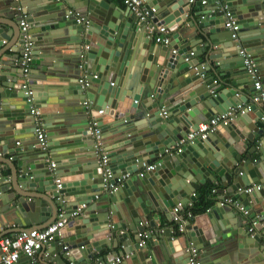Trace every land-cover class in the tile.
<instances>
[{
    "label": "water",
    "instance_id": "water-1",
    "mask_svg": "<svg viewBox=\"0 0 264 264\" xmlns=\"http://www.w3.org/2000/svg\"><path fill=\"white\" fill-rule=\"evenodd\" d=\"M144 1L155 8L150 22L139 21L131 11L127 16L114 7L99 6L94 0H0V43L7 36L18 33L22 45L19 22L23 12L31 14L27 20L29 35L37 36L41 31L61 28L64 36L70 38L66 41L73 43L67 68L45 69L43 80L46 81L38 83L39 86H29L23 80L26 74L23 77L21 54L17 62L20 71L3 70L0 81L7 83L0 90L2 148L6 149L18 135L21 129L16 128V123L27 116L34 125L32 136L35 138L36 122L30 113L27 89L33 91L31 96L35 107L48 108L52 103L49 101L53 97L51 91L69 83L67 91L72 90L69 93L79 95L80 101L88 98L90 116L96 118L102 132L113 125L114 138L105 149L113 173L110 182L128 173L116 190L102 194V168L98 165L87 122L86 126L70 123L68 130L66 127L62 132L70 134L75 126L78 130L74 131L82 134L79 140H89L85 142L86 153L73 154L72 148L68 149L71 152L67 155L61 153L62 149L59 153L46 152L47 148L43 150L34 145V139L32 145L24 148L25 151L13 160V177L21 190L13 186L9 192L6 185L0 186V225L31 226L51 217L54 221L61 209L65 212L67 224L60 233L66 231L67 238L56 235L49 243L51 254L57 253L56 243L59 242L61 249L64 245L79 249L80 257H72V260H78V264H84L86 260L88 264H106L126 254L129 256L125 260L115 264H190L185 251L187 245L184 244V248L175 246L173 240L167 239L170 236L167 229L161 233L163 239H157L155 244L150 239H156L157 233L149 234V244L139 245L138 232L156 229L161 215L170 220L174 206H178L183 214L188 202L197 199L193 195L195 189L209 180L223 186L215 189L220 192L216 195L219 202L202 214H192L185 223L189 230L187 238H191L194 245L200 244L198 249L211 252L204 261L200 258V264H264V249L260 248L263 238L251 236L247 222L241 225L244 230L241 236L232 231L234 227L230 230L227 227L230 219L238 217L242 222L245 216L237 215L231 204L220 203L226 190L232 199L250 208L248 218L258 214L264 219L263 106L253 104L251 111L237 113L227 126L218 125L205 139H194L180 152H165L198 123L247 101L249 96L247 93L248 96L234 97L238 88V81L234 79L228 82L220 79L222 86L226 87L216 90L210 79L204 78L206 65L199 64L196 58L191 59L196 55L193 46L188 42L179 44L178 36H185L187 31L182 24L189 17L192 25L196 23L207 45H215L218 33L224 31L225 14L229 11L239 23L240 31H251L240 34L237 42L229 33L220 39L225 47L234 49L231 55L239 58L233 63L243 60L239 55L240 48L252 49V56L260 59L259 39L262 36L258 32H264V0H208L205 5L198 0L199 11L190 15H187L192 10L189 0ZM195 15L201 16L198 19ZM78 17L82 18L81 22L77 21ZM163 24L173 32L169 35L170 43L153 49V33L148 34V30L165 26ZM139 33H144L142 41ZM86 45L88 47H84ZM207 57L209 62L219 58V70L227 74L223 66L225 61H221L220 55L211 52ZM80 63L82 69L78 67ZM256 68L264 87V72L259 65ZM81 70L87 74L88 86L82 87L78 82ZM63 71L66 72L59 74ZM93 73L96 77H92ZM253 80L249 75L241 81L248 83L245 88H249V93L253 92ZM232 96L234 98L228 100ZM42 103L45 105L41 106ZM162 108L166 109L167 116L161 115ZM43 115L40 112V125L41 119L46 120ZM104 119H110L109 123ZM138 119L140 121L135 123ZM44 130H50V125H44ZM46 134L52 136L50 132ZM69 141L67 138L62 145H69ZM247 142L254 144L244 152ZM254 153L258 155L256 160ZM53 160L57 166L50 167ZM15 161H19L17 166ZM151 162L160 164L140 175L143 165ZM56 178H61L59 188ZM251 186V191H244ZM82 203L88 211L83 209L71 219V212L80 208ZM218 250L224 254H218ZM59 252V264H66Z\"/></svg>",
    "mask_w": 264,
    "mask_h": 264
},
{
    "label": "crops",
    "instance_id": "crops-1",
    "mask_svg": "<svg viewBox=\"0 0 264 264\" xmlns=\"http://www.w3.org/2000/svg\"><path fill=\"white\" fill-rule=\"evenodd\" d=\"M197 1L198 0H194V2H192V3L190 2L192 10H189L187 12V15H190L191 13H196L199 11V8L196 4ZM95 2L98 3L99 6H103V7H107V8L114 7V9L117 10L118 12H120L121 14H124L127 16L130 14V11L128 10L127 6L124 4L123 0H94V3ZM23 15H26L27 20H28L29 16H31V14H29L28 12L21 13V16H23ZM200 16L201 15H195L194 17L199 19ZM163 25H165V27H166V24H163ZM182 26L184 27V29H187V31L184 32L185 36L184 35L178 36V38H180L179 44L183 43L182 45H184L188 42V43H190L191 46H193L192 50L194 53H196V55L192 56L191 59L196 58L198 60L199 64L206 65V72L204 74V78L210 79L209 82L211 84L215 85L216 90L220 89L221 87L222 88L226 87V86H222L220 79H224L227 82L230 81L231 79H234V80L238 81V83L236 84V86H238V88L236 87L237 94H235L234 97H242L243 95L248 96L250 94L249 88H245V87H247L246 85H248V83L245 84V83L241 82V81H243L249 77V75H247L248 73L246 71L243 60H239L238 64L233 63L234 60L239 59V58L233 57L231 55V53H233L234 49H232L230 47H225L224 42L220 41V39H222L223 37L225 38V36L230 31L223 27L224 31L218 33V35H217L218 40L215 43V45H213V44L207 45L206 40L203 38V36L198 31V29H197L198 27H197L196 23H195V25H192L189 17L184 21ZM178 27H180V25ZM31 29L32 28H30V30ZM138 31L141 32L142 30H138ZM143 32H144V30H143ZM250 32L251 31L244 32V31L239 30L238 40H239L240 34L244 35V34L250 33ZM39 33L40 34H38L37 36H32V33H31V38L33 39V45L31 48L32 49V51H31L32 60L29 64V69H28L26 76L23 75V77L25 76V78L23 80L29 86H31V84L34 86H39L38 83H40V82L43 83L46 81V80H43V77L45 74V69H47V70L48 69H54L53 67H55L56 69L64 70L65 67L67 68V65L69 63L67 61V58L72 53L71 47H72L73 43L71 41H66V39H70V38L64 36L63 30L61 28H54V29H50L48 31L45 30V31H43V32L41 31ZM151 33L152 32L150 30H148V34H151ZM172 33L173 32H169L167 30V35H172ZM17 34L13 35V36H7V38H4L0 43V70H1L0 75L3 72V70H6L5 68H8L10 70H15V69L19 70V71L21 70V69H19L17 62L19 61L18 59H20V54L22 52L23 46L20 44V39L17 38V36H19V35H17ZM143 34H140L138 36V37L141 36V41L143 40ZM229 35H230V33H229ZM258 35L262 36L259 39V41L261 42V45H260L261 53L258 55V57H260V59L255 58L254 54L252 57L255 59L257 65H259V68L261 70H263V72H264V32L263 33L258 32ZM156 36H157V34L153 32L152 37H151L153 49H158L159 47L164 46L163 44L158 43L155 40ZM238 40H236V42ZM83 45H82V47H83ZM65 46H66V48H65ZM246 49H248L252 55L253 50L249 49V48H246ZM211 52L217 53L218 55L221 56V61H225L223 66L225 69L224 71L227 74H224L222 72V70H219V64L217 63L219 58H214V59H212L211 62L208 61L207 56ZM15 57H17L16 60H14ZM260 63H261V65H260ZM132 64H134V63L132 62ZM75 70H76V68H75ZM64 72H66V71L59 72V74H63ZM83 73H85V71L81 70L79 72V77ZM220 73H223L224 75L221 76V75H219ZM66 74H68V72ZM233 74H236V75H233ZM231 75H233V76H231ZM9 77H10V75H9ZM49 82H58V81H49ZM4 83H7V82L0 81V90L4 88V86H3ZM68 85H69V83L65 84V86L63 88H59L58 90L51 91L53 94V97L50 98L49 101H52V103L48 108H44V107L38 108L39 111L42 112V114H45V115H43V119H46L45 121L41 119V125L40 126L44 129V125H50V130H44V131L52 133V136H47L48 146H47L46 152H54V153L58 152L59 153V151L62 149L63 151H61V153H65V155H67L68 152H71V151H68V149L72 148V150H74V151H72L73 154H78V153L85 154L86 153L85 142H89V140H86V141L79 140V137L82 134H81V132L74 131V129L78 130V129H76L75 126H72V128H71L72 130H71L70 134L62 132V131H65L66 127L68 130V128L70 127V123H74V125H79L80 123H82L83 126L84 125L86 126V124L88 125L89 120H90V118H89L90 113H87V111L83 105V101H80V96L77 94H74V93H69V92H72V90L67 91ZM247 93H248V95H247ZM234 97L233 96L228 97V100H231ZM85 100L88 101V98L86 97ZM0 101H1V98H0ZM44 105H45L44 103L41 104V106H44ZM163 109L164 108H162V110ZM28 117L29 116L25 117V119L22 122L16 123V128L18 127L21 130L17 136H14V139L12 140L11 143L8 144L6 149H3L2 144H0V171H1L0 186L6 185V187H8L9 192H12L13 186H15L18 190H21L20 186H18L16 184L15 177H13V170H14V168H13L14 167V161L13 160L18 155H21L23 153V151H25L24 148H28L29 146H31L32 143L34 142V139H35L32 136V134H33L32 130L34 129L33 128L34 125H32V123L27 120ZM103 121L105 123H109L110 119H104ZM136 121H140V119L135 120L134 122L136 123ZM27 123L29 125H27ZM54 126H56V128H54ZM112 126H110L108 128V131L102 132V144H103V147H105V149L109 147V144L112 143V139L114 138L112 136L113 135L112 130H111ZM61 128H63V129H61ZM72 131H74V132H72ZM67 138H70V141H69L70 144L67 145L68 147L62 145L66 142ZM74 139H75V141L72 142ZM253 144L254 143H252V142H247V146H246L244 152H246L247 149L252 147ZM257 144H258V141L255 143V145H257ZM4 150H5V152H3ZM253 155H254L253 156L254 160H256V158H258V155H256L255 153ZM67 160H69V159H67ZM51 163H55L57 166V163L55 160L50 162V167H51ZM15 164L17 166L19 164V161H15ZM59 179L61 181V178H59ZM260 185H262V184H260ZM220 188H223V186L219 182H212V181L207 180L199 188L195 189V195L197 197L199 196V194H201L200 192H202V193L207 192V190H209V192L212 193L211 194L212 197L210 200H208V203H207V205H205V207H202V205H198L199 206L198 208H200V209H198V210L192 209L193 215H198L200 213L202 214V212H205L206 210L210 209L212 206L216 205V203L219 202V199L216 197V195H219V193H220V192H217L216 190H219ZM212 189H216L215 190L216 192H213ZM224 194H225L224 196H228L231 198V196L227 193L226 190H224ZM95 200H97V199H95ZM59 205L62 206V204H59ZM192 205H193V202L191 203L189 201L187 204V207L190 209L192 207ZM233 210H234V212H236L237 215H239V216L242 215L234 206H233ZM59 211H61V209H59ZM59 211H58V213H59ZM84 211L85 212L88 211L87 206L84 208ZM249 211H250V208H249ZM255 215H256V217H260L261 223H264V219H262V216H260L258 214H255ZM57 217H58V214H57L56 218ZM71 219H72V217H71ZM188 219H189V217L185 218L184 222L186 223V221ZM51 220H53V217H51L46 222H40L39 221V223H37V224L32 223V224H30L31 226H27V225H23V226L21 225L20 226L18 224L14 225L11 223L8 225H5V226L0 225V236H3V235L14 236L16 233L20 232L23 229L42 228V227H45L46 225H48ZM230 221L231 222L228 224L227 227H229L230 230H232L231 227H234L232 231H237L238 236H241V234L244 233V230L241 228V225L245 224V222H247L249 224L248 216L245 217V219L242 222L238 221V217L230 219ZM173 222H174L173 220H171V219L168 220L165 216L161 215L159 217V220L157 221L156 225L158 227L156 229H154V230L146 229V230L150 231V233H152V235L157 233L156 239L153 237L150 239L152 244H155V241L157 239H159V240L163 239V237L161 236V233L164 232L165 229H167V231H169V233H170V236L167 237V239L169 241L173 240L175 246H177L178 248L179 247L184 248V244L187 245L190 242L191 238L188 239L186 236V234H187V232H189V230L187 229V231L185 233H179L177 231V224L174 225ZM68 233H73V231L68 232ZM60 235H61V237L67 238V236H66L67 232L66 231L61 232ZM176 238L178 240H176ZM164 241H166V239H164ZM146 242H147V244H149L148 239H146ZM198 245L200 246V244H197L195 246L198 248ZM155 247H158V245ZM241 247H242V245H241ZM260 248L264 249V239H261V241H260ZM50 249L51 248H50L49 244L45 245L42 249H40V251L36 254L34 264H59L61 261L58 259V255H57L58 251H60L59 255H61L63 260L66 262V264H78L77 259L72 260L73 255L80 257L81 253H80L78 248H74V249L69 248L70 253H69V255H67L65 253V251L63 249H61L60 243L57 242L56 243V250H55L57 253L51 254ZM198 250H199V259L202 258L203 261L205 260L206 257H208L211 254L210 251L204 252L201 249H198ZM241 250H243L244 252L248 251V250H244V249H241ZM52 251H54V250H52ZM256 252H259V251H256ZM220 253L224 254V252L222 253V250L221 251L218 250V254H220ZM231 253H233L236 256L235 252H231ZM203 254H205L206 256H202ZM216 254H217V252L214 253V256ZM123 256L119 255V257H123ZM81 259H83V258H81ZM81 259L79 261H81ZM123 260H125V257L121 261H123ZM88 262L89 261L86 260V262L84 264H88ZM13 264H32V263H31L30 259H28L27 257L21 256L19 258V260Z\"/></svg>",
    "mask_w": 264,
    "mask_h": 264
},
{
    "label": "built area",
    "instance_id": "built-area-1",
    "mask_svg": "<svg viewBox=\"0 0 264 264\" xmlns=\"http://www.w3.org/2000/svg\"><path fill=\"white\" fill-rule=\"evenodd\" d=\"M191 3L194 0H189ZM208 0H200L201 4H206ZM124 4L127 6L128 10L131 11L135 17L139 21L150 22V19L153 18L155 8L153 6H149L145 3L144 0H123ZM223 8H226V5H223ZM73 12L72 10L70 11ZM226 20L224 22V28L228 29L230 32V37L233 40H238V31L240 28L239 23L233 18L229 11H226ZM82 18L78 17L77 21L81 22ZM21 34H22V52H21V63L23 65L24 75L27 74L29 69V64L32 60V45L33 40L31 35L28 34L29 24L26 19V15H23L19 22ZM149 30L153 33H156L157 36L155 40L158 43L163 45H168L170 43V36L167 35V29L165 26H157L154 28H149ZM84 47H88L87 45ZM175 52V50H172ZM192 54V51L190 52ZM239 55L243 58V63L245 65L246 71L249 75H251L254 80L252 83L253 92H251L248 96L247 101H241L237 103L235 106H231L227 108L222 113H217L209 119H206L197 124L196 128L190 129L183 137H181L175 146H171L165 149L166 153H177L183 150V148L188 144L194 141V139H205L209 134L214 132L218 125L227 126L233 119V117L239 113L244 114L246 112L251 111L253 104H261L264 110V87L263 82L257 74L256 61L252 57L251 53L246 48H240ZM83 54H80L82 57ZM185 60H188V57H185ZM83 64L80 63L78 65L79 68L82 67ZM92 77H96V74L93 73ZM78 82L82 87L88 86L90 84L89 79L86 73L81 74L78 78ZM26 87V83H24ZM28 87V86H27ZM32 90L27 89L25 93L27 94V101L30 107V113L35 119L36 129H35V146L46 149L48 146L47 134L44 129L40 126L39 123V114L40 111L33 104V98L31 96ZM237 94V93H236ZM83 105L87 111L90 113V106L87 100L83 101ZM102 110H99L101 113ZM161 115L167 116V111L162 110ZM90 116V114H89ZM88 129L89 133L94 141L95 152L98 156V165L102 168L103 175V193L114 191L119 186V183L128 176V173L123 174L115 181L110 182V179L113 177V173L110 167V159L107 155L105 147L102 144V131L100 126L98 125V121L93 116L89 117ZM264 119V113L261 117ZM18 143V142H17ZM160 162H151L148 164H144L142 170L139 172L142 175L146 171L153 170ZM55 163H51V167H53ZM1 175V171H0ZM57 184V188L60 187L61 181L59 178L55 179ZM257 189L260 188V185H255ZM253 186L247 187L244 191H251ZM215 192V189H212ZM195 195V192L193 193ZM221 204H231L234 206L243 216L247 217L250 214L249 208L240 203L237 200H234L228 196H223L222 200H220ZM86 207L84 203L81 204L80 208L78 207L76 210L71 212V217H76L78 214L82 213V210ZM185 211V210H184ZM191 212L187 211L186 213L180 214V208L178 206H174L173 215L171 220H173L177 224V231L179 233H185L187 231L185 225V218L191 216ZM67 218L65 216V212L63 210L59 211L58 217L50 222L48 225L42 228H28L23 229L20 232L16 233L14 236L3 235L0 236V264H13L16 263L21 256H25L30 259L31 263L34 264L36 254L42 249L45 245L52 242L56 235L60 234L61 229L66 225ZM264 223L260 222V217L249 218V233L251 236H260L264 239ZM150 231L143 230L138 232V236L140 237L139 245H143L146 242V239L149 237ZM63 250L67 255H69V248L67 245H64ZM185 251L188 254V260L190 264H200L201 261L199 259V250L193 244V241H190ZM126 254L123 257H115L113 260L107 262L106 264H115L120 262L124 257H128Z\"/></svg>",
    "mask_w": 264,
    "mask_h": 264
},
{
    "label": "trees",
    "instance_id": "trees-1",
    "mask_svg": "<svg viewBox=\"0 0 264 264\" xmlns=\"http://www.w3.org/2000/svg\"><path fill=\"white\" fill-rule=\"evenodd\" d=\"M201 194H199V196L197 197V199L193 202L192 207L189 209L188 207L185 209V213L187 211L191 212V214H193L192 209L198 210L200 208H198V205H202V207H205V205H207L208 200L211 199L212 197V193L209 192V190H207V192H200ZM176 225V224H175Z\"/></svg>",
    "mask_w": 264,
    "mask_h": 264
}]
</instances>
